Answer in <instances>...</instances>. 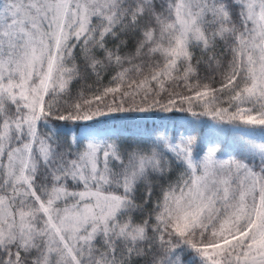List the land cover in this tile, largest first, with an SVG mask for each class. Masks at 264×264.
Here are the masks:
<instances>
[{"label": "snow or ice", "instance_id": "snow-or-ice-1", "mask_svg": "<svg viewBox=\"0 0 264 264\" xmlns=\"http://www.w3.org/2000/svg\"><path fill=\"white\" fill-rule=\"evenodd\" d=\"M0 264H264V0H0Z\"/></svg>", "mask_w": 264, "mask_h": 264}]
</instances>
